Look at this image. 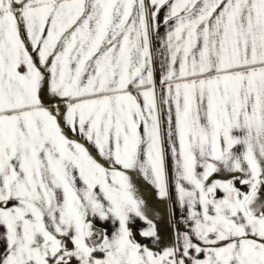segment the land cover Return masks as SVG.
Wrapping results in <instances>:
<instances>
[{"label":"snow or ice","instance_id":"obj_1","mask_svg":"<svg viewBox=\"0 0 264 264\" xmlns=\"http://www.w3.org/2000/svg\"><path fill=\"white\" fill-rule=\"evenodd\" d=\"M0 264H264V0H0Z\"/></svg>","mask_w":264,"mask_h":264}]
</instances>
